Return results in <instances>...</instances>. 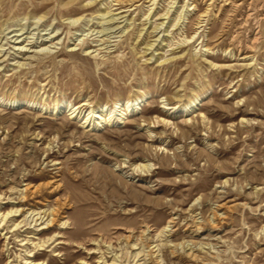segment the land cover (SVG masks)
Here are the masks:
<instances>
[{
    "label": "rangeland",
    "instance_id": "obj_1",
    "mask_svg": "<svg viewBox=\"0 0 264 264\" xmlns=\"http://www.w3.org/2000/svg\"><path fill=\"white\" fill-rule=\"evenodd\" d=\"M149 1L0 0V203L20 215L6 227L23 226L7 251L0 232V264H18L28 239L51 243L36 257L47 264H135L124 237L145 228L159 264H264V0ZM143 94L113 127L69 116ZM141 161L147 176L132 172ZM54 209L52 228L23 223Z\"/></svg>",
    "mask_w": 264,
    "mask_h": 264
},
{
    "label": "bare ground",
    "instance_id": "obj_2",
    "mask_svg": "<svg viewBox=\"0 0 264 264\" xmlns=\"http://www.w3.org/2000/svg\"><path fill=\"white\" fill-rule=\"evenodd\" d=\"M101 1H103L104 3L106 1L115 2V0H101ZM149 2H152L151 6H154V5H156L157 0H150ZM189 6L193 7V9L196 8V6L193 3L190 4ZM108 14L109 13L102 14L100 17L103 19L104 16L108 15ZM167 14H168V12L166 13V15ZM148 16H150V15H148ZM200 17L203 18V17H205V15H201ZM112 20L114 21V18H111V20H109L108 22H111ZM200 23H203V21H200ZM160 26H163V23H160L159 26L154 27L155 33L158 32ZM201 27H202V24H200V26L198 25V27L196 29H200ZM197 34L198 33L196 32L190 38L185 37L181 43H191V41L197 40L198 39ZM21 35H23V34H21ZM21 35L18 34L17 35L18 38H20ZM48 36H49L48 38H50L49 41H48V39H45L42 42L49 43L50 46H52L51 48L54 49L53 46L54 45L57 46L59 44L58 42L54 43V40L57 39L58 36L52 35L51 33ZM18 38L16 37V40L14 41L16 43L13 42V44L15 46L11 49L14 50L15 52L19 53V54H23V53L28 52L27 50L24 49L25 46H22L24 41H19ZM154 42H157V41L155 40ZM17 45H19V46H17ZM154 46H155L154 43L151 45H148L146 50H151ZM1 48L2 47L0 46V55L2 52ZM74 51H75V49H72V48L69 50V52H74ZM205 51H206V49H204V52ZM94 52H96V51H91V52H86V53H87V55H91ZM0 58H3V55H1ZM3 62H5V59H2V63ZM145 97H146L145 94H143L142 96H139V97H131L130 99L127 100V102L122 103V104L120 101H115L112 103V109H110L105 115L103 114V108H100V107H97L95 109H90L89 111H85L82 115L83 107L87 106L85 103L80 105V106H77V107H75V106L70 107L68 112H69V116L71 118H73V119L77 118V120L80 118L81 125L84 127V125L86 124V126L84 128L85 129L89 128L90 129L89 131L93 132V131H97V130L101 129L104 126L105 127H113V126L117 125L118 123L120 124V123H122L124 117H126L127 115H129V114L131 115V114L136 113L138 111V109L141 111L142 107L140 105L143 104ZM197 101H198V97L195 96L194 98H192L191 101L187 102L185 105L172 106L171 108L174 109L173 113L167 114L166 116L167 117H175L177 115L187 116L189 114V112L196 106ZM13 103H15V100H12V99L7 102L8 106H12ZM165 110H171V109L165 108ZM53 111H55V110H53ZM201 118L205 119L203 115ZM160 121L164 126H171L169 121H165L164 119H162ZM201 121H203V120H201ZM187 122H189V120ZM242 122H243V120L241 121V123ZM157 123H158V121L155 123L146 124V129L154 128V125ZM148 134H149V137H151L152 134L150 132H148ZM162 150L164 151V149H162ZM57 164L58 163H54L53 165L55 166ZM131 166L133 167L132 172L135 173L136 176H144V174L147 176V174L151 172V168H152V164H150L148 161H141L139 163H133ZM39 176L42 177L43 175L40 174ZM226 182L227 181H225V183ZM37 188L38 187H32L31 194L34 193L37 190ZM25 191H26V189H25ZM25 198H26V196H25ZM1 204L2 203H0V232H1L2 239L4 240L3 249H5L7 251V246H8V242L10 239V237H8V235L10 233H13L14 231L22 228L23 226H21L22 222H19V223H13L11 225V228H7L6 227L7 223L11 222L10 218L20 216V215H16V214L14 215V213H17L18 211H9L7 213H2L1 212ZM219 208H221V207L219 206ZM57 215L59 216L57 209L52 210L49 214H46V212H42V213L36 212L35 213L34 211H32L30 213V215L28 216V218H30V222L28 223V222H26V220H24L23 223L24 224L26 223V225H30L33 222L34 227H37V228L39 227V228H41L40 230L49 229V228H52L53 225H55V222H60V221L56 220ZM173 220H175V219L172 218L168 221L167 227H170L169 224H173ZM38 222H39V224H37ZM65 225H67L66 222L60 223V226L65 227ZM8 229H10L9 232H8ZM149 232L150 231L147 228L140 231L138 236H135V232L133 230H130L127 232V236L124 237V241L126 244V249H125L126 252L124 255H125V260L127 262H129V259L131 258L132 259L131 262H135V264H137L139 261L142 260L141 259L142 257H149V260L151 259L150 264H159L160 263L159 257L157 256V254L155 255V253L157 251H159V246H157V245L152 246L151 244L147 243V240H148L147 236H148ZM166 232H170V231H166ZM160 234H162V232H160ZM20 242H22L20 246L24 247V250H23L22 257L21 256L18 257V259H19L18 264H47V262H45V261H37L36 257H37V253L39 251H44V250L48 249L50 247L51 243L48 244V241H40V240H38L35 243L31 239H28L26 241L21 240ZM28 244L30 246H32L31 250L27 247ZM59 244H62V243L59 242ZM155 248H158V249L154 250ZM127 249H129L130 252H128ZM133 250H136L137 252L132 254ZM144 250H145V255H143ZM97 251H100V249L97 248ZM92 253H94V252H92ZM185 255L187 256V258H189L193 261L201 260L200 259L201 256L199 257L197 254H195V252H193L191 250L187 251ZM120 258H122V256L117 257L114 255L113 258H111V260L108 261L101 254L99 257V259H101L99 264H115V262L118 261V259H120ZM73 264H87V262L78 261V262L73 263ZM143 264H147V263L144 262Z\"/></svg>",
    "mask_w": 264,
    "mask_h": 264
}]
</instances>
